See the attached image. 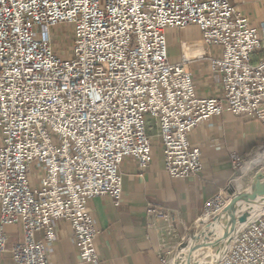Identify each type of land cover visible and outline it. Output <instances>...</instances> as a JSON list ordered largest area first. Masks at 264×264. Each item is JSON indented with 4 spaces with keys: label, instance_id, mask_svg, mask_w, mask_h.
I'll use <instances>...</instances> for the list:
<instances>
[{
    "label": "built area",
    "instance_id": "built-area-1",
    "mask_svg": "<svg viewBox=\"0 0 264 264\" xmlns=\"http://www.w3.org/2000/svg\"><path fill=\"white\" fill-rule=\"evenodd\" d=\"M60 24L73 26L67 53L52 45L50 29ZM189 26L220 51L208 63L222 98L198 96L186 61L167 57L165 33ZM261 41L228 0H0V259L5 229L18 225L13 264H49L54 226L67 223L80 262L99 264L87 204L107 197L119 207L122 163L133 158L144 170L152 162L147 117L175 180L201 171V151L188 138L209 119L227 112L264 127V59L251 62ZM263 158L264 146L230 156L234 176L204 203L193 230L212 224L239 192L236 180ZM146 214L167 218L152 206ZM219 264H264V213Z\"/></svg>",
    "mask_w": 264,
    "mask_h": 264
},
{
    "label": "crops",
    "instance_id": "crops-1",
    "mask_svg": "<svg viewBox=\"0 0 264 264\" xmlns=\"http://www.w3.org/2000/svg\"><path fill=\"white\" fill-rule=\"evenodd\" d=\"M228 1L257 28L262 38L260 49L251 57V62L256 64L264 59V0ZM165 40L169 61H186L195 93L204 98H222L221 86L208 63L220 51L205 45L194 26L168 30ZM146 121L152 162L144 170L139 169L133 158L122 163L119 173L123 198L119 207L107 197L95 198L87 204L95 220L99 264H157L161 257L172 258L194 235L193 225L204 203L233 178L230 156H246L264 146V127L258 120L237 118L225 112L201 124L188 138L201 151V171L186 179H170L165 172L157 126L150 117ZM148 206L162 211L167 218L149 217ZM54 229L55 239L47 252L49 264H82L69 225L55 224ZM5 232L7 252L0 264H13L10 248L21 241L22 231L16 225L7 227ZM41 238L40 233L35 235L36 240Z\"/></svg>",
    "mask_w": 264,
    "mask_h": 264
},
{
    "label": "water",
    "instance_id": "water-1",
    "mask_svg": "<svg viewBox=\"0 0 264 264\" xmlns=\"http://www.w3.org/2000/svg\"><path fill=\"white\" fill-rule=\"evenodd\" d=\"M231 198L228 205L224 208L219 216L212 220V224L220 221L221 237L217 251L213 254L215 260L212 264H219L224 257L229 243L233 236L235 225L240 219L252 210L251 206L256 203L264 202V175L257 172L252 178L250 187L247 190L233 194L230 192ZM245 209V210H244ZM223 222V223H222ZM201 233V232H200ZM199 233V234H200ZM197 236V235H196ZM195 236H192V238ZM183 256L180 254L174 259V264L182 261ZM199 260H208L209 258L201 257Z\"/></svg>",
    "mask_w": 264,
    "mask_h": 264
},
{
    "label": "bare ground",
    "instance_id": "bare-ground-1",
    "mask_svg": "<svg viewBox=\"0 0 264 264\" xmlns=\"http://www.w3.org/2000/svg\"><path fill=\"white\" fill-rule=\"evenodd\" d=\"M259 172H264L263 170H259ZM243 179V178H242ZM242 179L238 178L236 180V187L239 192H242ZM252 210L244 215L240 221L235 225V229L233 231V236L243 230L252 220L259 214L264 213V202L256 203L251 206ZM245 210V209H244ZM223 223V222H222ZM221 222L218 221L214 223V225H209L208 227H203L201 233L193 238H191V242L189 243V248L185 251V255L183 256V260L180 262L178 261L177 264H212L215 260L213 254L217 251L219 240L221 237V229H220ZM244 225V226H243ZM231 239V241H232ZM230 241V243H231ZM229 249V246L227 250ZM227 252V251H226ZM200 254H205L203 256L209 258L208 260L203 259L199 260L198 256ZM174 264V260H173Z\"/></svg>",
    "mask_w": 264,
    "mask_h": 264
},
{
    "label": "rangeland",
    "instance_id": "rangeland-1",
    "mask_svg": "<svg viewBox=\"0 0 264 264\" xmlns=\"http://www.w3.org/2000/svg\"><path fill=\"white\" fill-rule=\"evenodd\" d=\"M72 29H73V26L69 25V24H60L57 27L50 29V34L52 37V45L54 46L55 49L63 50L66 53L69 51L70 46H71V42H72ZM154 130H156V129H154ZM250 169H252V171H249L248 175L242 179V183H243L242 191L247 190L250 187V184H251L250 178L253 175V173H255L259 170L264 171V160L258 161L256 164H252L250 166ZM262 174L264 175V172H262ZM208 226L209 225H207L205 227H208ZM202 229H203V227H199L197 230H194V234L197 233V235H199V233L202 231ZM190 242H191V240L189 241V243ZM189 243L185 244L180 250L175 252L173 254L172 258H174V257L176 258L179 254L181 256H184L185 251L190 246ZM204 255L205 254H200V256H198V258H201Z\"/></svg>",
    "mask_w": 264,
    "mask_h": 264
}]
</instances>
